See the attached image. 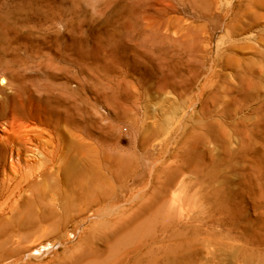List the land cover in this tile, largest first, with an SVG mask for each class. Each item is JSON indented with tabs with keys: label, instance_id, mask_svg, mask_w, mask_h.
I'll return each mask as SVG.
<instances>
[{
	"label": "rangeland",
	"instance_id": "374dc122",
	"mask_svg": "<svg viewBox=\"0 0 264 264\" xmlns=\"http://www.w3.org/2000/svg\"><path fill=\"white\" fill-rule=\"evenodd\" d=\"M30 53L109 199L1 214L0 264H264V0H0V130Z\"/></svg>",
	"mask_w": 264,
	"mask_h": 264
},
{
	"label": "bare ground",
	"instance_id": "6f19581e",
	"mask_svg": "<svg viewBox=\"0 0 264 264\" xmlns=\"http://www.w3.org/2000/svg\"><path fill=\"white\" fill-rule=\"evenodd\" d=\"M42 59L41 55L31 53L26 57L17 55L12 62L19 68L9 72L6 82L14 91L10 98L19 99L24 115L17 117L12 108L6 123L8 129L0 130V215L14 213L32 197L45 198L52 210L66 213H78L81 205L86 211L94 206L103 208L109 199L104 184L96 186V181L103 178L96 171L103 158L96 159L91 133L87 131L83 137L76 134L78 131L73 133L71 129H79V123L72 117H57L55 123L45 118L46 110L40 105L47 90L44 75L32 73L33 67L29 70L31 62ZM11 69L9 66L8 71ZM23 92L27 99H23ZM63 124L69 131H65ZM72 201L83 202L70 209Z\"/></svg>",
	"mask_w": 264,
	"mask_h": 264
}]
</instances>
